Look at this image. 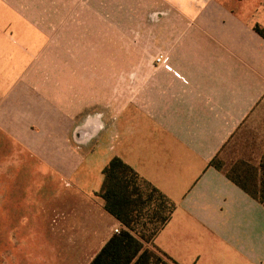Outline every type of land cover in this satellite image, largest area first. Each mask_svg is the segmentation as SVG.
<instances>
[{
	"label": "crops",
	"instance_id": "0c3cea01",
	"mask_svg": "<svg viewBox=\"0 0 264 264\" xmlns=\"http://www.w3.org/2000/svg\"><path fill=\"white\" fill-rule=\"evenodd\" d=\"M146 1L108 12L158 16L144 26L145 53L130 54L129 71L52 70L49 97L28 76L11 85L0 109V221L19 211L26 188L41 191L59 178L82 197L67 195L65 223L71 254L90 264L125 229L99 196L103 169L118 157L176 205L150 246L176 264H264V205L212 165L264 105V37L254 26L264 21L251 22L223 0ZM106 13L91 0H57L50 10ZM90 36H72L80 53L67 54V63L89 62ZM14 99L25 117H6Z\"/></svg>",
	"mask_w": 264,
	"mask_h": 264
},
{
	"label": "rangeland",
	"instance_id": "374dc122",
	"mask_svg": "<svg viewBox=\"0 0 264 264\" xmlns=\"http://www.w3.org/2000/svg\"><path fill=\"white\" fill-rule=\"evenodd\" d=\"M98 1L91 0V5L106 7L107 13L102 15L105 20L100 18L101 16L90 14L51 15V6L57 5V0H0V109L11 85L24 76H28L29 81L33 83H42L41 87L49 97L48 78L52 70L65 72L88 69L106 71L108 74L114 69L123 71L131 69L130 54L145 53L144 26L147 23L151 25L150 22H158V16L108 13L118 5L145 8L146 0H100V3ZM223 1L225 6L236 13H241L253 23L264 21V0ZM163 6L165 5L160 4L159 7ZM88 30L95 32V36L93 38L90 36V43L88 46L85 44L83 51L85 56H89L85 57L89 58V62L85 60L67 63L65 57L67 54L80 53L71 44L72 36L84 38ZM55 55L58 56V62L54 58V61L52 60ZM60 55L65 57L63 62H59ZM119 58L121 61H118ZM137 65L141 69V64ZM14 95L15 98L17 93ZM17 104L16 99L12 104H5L9 108L6 117H17L18 113L25 117V113L20 109L22 106ZM263 154L264 105L226 145L219 156V163L225 171L232 173L236 166L240 168L239 170H245L249 165L258 166ZM258 156L261 157L259 160ZM53 179H56V176ZM65 184L58 178L41 191L38 190L39 184L33 185L37 186L36 190L27 188L24 190L25 198L19 211L17 209L16 213L10 214L8 223L0 221V264L86 262V256L71 254L72 240L68 238L69 232L65 223L68 220L67 195L77 199L82 197ZM9 210L10 208H5V211ZM62 213L64 215H61ZM2 249L6 250L4 256Z\"/></svg>",
	"mask_w": 264,
	"mask_h": 264
},
{
	"label": "trees",
	"instance_id": "16d2710c",
	"mask_svg": "<svg viewBox=\"0 0 264 264\" xmlns=\"http://www.w3.org/2000/svg\"><path fill=\"white\" fill-rule=\"evenodd\" d=\"M255 31L264 37V28ZM212 165L223 169L219 157ZM236 166L227 176L264 205V154L258 166L245 170ZM104 182L99 196L106 210L125 229L116 233L90 264H176L153 245L155 238L171 220L175 203L122 159L113 158L103 169Z\"/></svg>",
	"mask_w": 264,
	"mask_h": 264
},
{
	"label": "built area",
	"instance_id": "2783aa9c",
	"mask_svg": "<svg viewBox=\"0 0 264 264\" xmlns=\"http://www.w3.org/2000/svg\"><path fill=\"white\" fill-rule=\"evenodd\" d=\"M157 63H159L160 65H162V66H164L165 64H166V62H167V59L165 58V57H163V56H160V57H158L157 58ZM116 233H120V231L118 230V229H116L115 230V234Z\"/></svg>",
	"mask_w": 264,
	"mask_h": 264
}]
</instances>
